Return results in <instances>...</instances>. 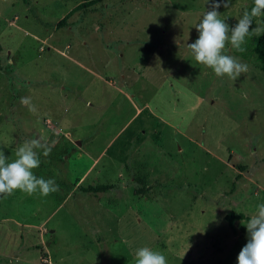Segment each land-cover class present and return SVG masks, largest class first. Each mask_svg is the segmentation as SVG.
Segmentation results:
<instances>
[{
    "label": "rangeland",
    "instance_id": "rangeland-1",
    "mask_svg": "<svg viewBox=\"0 0 264 264\" xmlns=\"http://www.w3.org/2000/svg\"><path fill=\"white\" fill-rule=\"evenodd\" d=\"M213 2L0 0V151L13 160L40 138L51 152L34 174L59 186L0 195V264H134L141 247L167 264H237L241 221L264 203V73L255 35L224 49L248 65L235 80L193 59ZM251 7L218 11L234 26ZM97 185L111 188L77 190Z\"/></svg>",
    "mask_w": 264,
    "mask_h": 264
},
{
    "label": "clouds",
    "instance_id": "clouds-1",
    "mask_svg": "<svg viewBox=\"0 0 264 264\" xmlns=\"http://www.w3.org/2000/svg\"><path fill=\"white\" fill-rule=\"evenodd\" d=\"M227 7L229 0H218L211 4L195 25L198 38L187 44L193 59L212 70L217 77L227 76L237 79L248 72V65L238 58L224 54L226 45L238 52H245L243 45L250 35L264 33V23L253 26V18L264 15V0H253V7L245 10L234 26H229L220 18L218 9ZM21 103L28 105V98H21ZM35 110L34 108L32 109ZM51 148L40 138L25 140L16 150L15 159L9 160L0 151V195H12L15 191L31 196L35 193L43 197L59 191L54 179L38 178L34 170L39 168L40 155H49ZM246 227L248 241L237 257V264H264V203L258 204L247 221H241ZM134 264H167L166 257L149 247H141L134 252Z\"/></svg>",
    "mask_w": 264,
    "mask_h": 264
},
{
    "label": "trees",
    "instance_id": "trees-1",
    "mask_svg": "<svg viewBox=\"0 0 264 264\" xmlns=\"http://www.w3.org/2000/svg\"><path fill=\"white\" fill-rule=\"evenodd\" d=\"M97 1H100V0H80V3L76 6V9H82L84 7H88ZM64 19L65 17L59 22V25L63 24ZM249 52L251 56L253 57V60L258 70L264 73V33L252 39V44H251ZM110 188H111V185H97L94 187L88 186L85 189L79 187L77 190L80 191L81 193L89 192L92 194H99V193H103L107 191ZM133 192L137 196H142L145 194L146 189L137 188V189H134ZM235 219L241 220V219H244V216L242 214L235 215L232 213H228L225 215V220L228 226H231L232 221Z\"/></svg>",
    "mask_w": 264,
    "mask_h": 264
}]
</instances>
